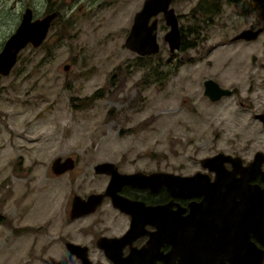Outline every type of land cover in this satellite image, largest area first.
I'll return each instance as SVG.
<instances>
[{
	"label": "rangeland",
	"instance_id": "374dc122",
	"mask_svg": "<svg viewBox=\"0 0 264 264\" xmlns=\"http://www.w3.org/2000/svg\"><path fill=\"white\" fill-rule=\"evenodd\" d=\"M47 1L0 0V47L27 4L38 17ZM78 1L57 0L65 27L52 23L45 41L28 44L0 77V264H78L62 232L74 224L70 192L78 182L91 188L81 181L90 165L187 174L200 157L259 131L242 124L244 94L211 101L203 81L232 88L247 76L237 61L264 58V2L206 0L204 13L192 11L199 0H173L186 46L170 52L160 13L159 52L143 57L124 41L144 0ZM258 26L254 40H231ZM68 154L74 172L53 174L51 162Z\"/></svg>",
	"mask_w": 264,
	"mask_h": 264
},
{
	"label": "flooded vegetation",
	"instance_id": "af4514ba",
	"mask_svg": "<svg viewBox=\"0 0 264 264\" xmlns=\"http://www.w3.org/2000/svg\"><path fill=\"white\" fill-rule=\"evenodd\" d=\"M47 3L38 17L54 12L56 16L50 26L56 23L62 29L65 27L61 14L63 2L49 0ZM27 7L31 8L33 19L38 18L34 15V8L30 4L25 9ZM259 27L263 31L261 26L253 29ZM235 67L245 74L247 69L246 79L236 82L232 88L220 83L232 91L221 98L244 94L240 101L245 112L242 124L259 126L258 134L250 135L249 140L241 145L203 156L223 151L231 155L212 166L202 164L203 157H200L198 168L187 174L164 169L184 176L199 173L198 178L188 180L185 189L175 187L174 182H162L157 177L145 182L123 181L119 176L115 178L112 172H97L95 163L90 165L92 174L89 177L86 173L88 175L85 174L81 181L90 183L91 188L87 191L82 188L84 185L79 188L81 182H78L75 190L70 192L68 223L74 224L71 230L64 228L62 232L68 253L67 243L72 241L85 247L92 264H207L215 253L221 254L224 264H243L240 258L230 257V254L244 252V237H247L248 245L255 246V249L248 247L249 251L264 253V58L258 59L255 55L237 61ZM244 83V91H241L239 85ZM59 156L74 158L75 165L71 168L74 172L77 158L71 154ZM114 164L117 171L126 174L164 171L127 170ZM83 168L84 172L89 171L87 166ZM97 180H101L100 184L93 185ZM93 193L103 194L94 209L71 216L74 197L78 195L86 199ZM113 195L122 197L126 209L113 203ZM70 255L82 264L75 253Z\"/></svg>",
	"mask_w": 264,
	"mask_h": 264
},
{
	"label": "water",
	"instance_id": "95a60500",
	"mask_svg": "<svg viewBox=\"0 0 264 264\" xmlns=\"http://www.w3.org/2000/svg\"><path fill=\"white\" fill-rule=\"evenodd\" d=\"M173 0H144L141 7L136 10L133 15L132 25L126 34L124 41L125 47L136 52L139 56H147V54L158 53L160 46L158 41V14L161 13L164 22L168 25L169 29L164 33V40L169 46V50H178L181 47L182 33L179 26L178 16L174 7L171 5ZM21 20L17 24L8 37L7 41L0 50V75L9 74L20 54V51L25 48L28 44L33 47H38L46 38L47 33L50 29L52 19L56 16L54 12L33 19L32 11L30 7H27L21 14ZM261 28H243L241 32L232 36L233 40L246 39L253 40L261 32ZM68 64H65L64 68H67ZM162 83V82H160ZM203 92L211 101H216L223 95L231 94L230 89L223 87L216 80L211 77L204 79L203 81ZM231 155L223 152H218L211 156H206L201 159L202 164L213 165L220 163L224 158H230ZM75 160L73 157L68 156L64 159L61 156H56L51 164V170L54 174H61L73 168ZM94 168L97 172H112L115 178L123 179V181H149L151 178H159L162 182L175 183V187L183 188L188 180H193L199 177V173L193 175H180L174 174L168 171H152L151 173H144L143 171L135 173H120L117 171V167L114 162L110 160H104L102 162L95 163ZM189 183V182H188ZM103 194L93 193L86 199L80 198L78 195L72 200V212L71 216L82 215V213L90 212L94 209L97 203L101 200ZM122 199V197H121ZM118 196H112L113 203L122 209H126L122 200ZM124 207V208H123ZM245 246L244 252L239 255L232 253L230 257L236 259L240 258L243 264H263L264 253H256L249 251L248 247L255 249V246L248 245L247 237H244ZM67 248L70 253H75L81 258L82 264H92L87 257L85 247L75 242H68ZM234 254V255H233ZM204 258V257H203ZM205 259V258H204ZM222 256L220 253L212 255L210 262L207 264H224L222 262ZM120 264H127L120 262Z\"/></svg>",
	"mask_w": 264,
	"mask_h": 264
},
{
	"label": "trees",
	"instance_id": "16d2710c",
	"mask_svg": "<svg viewBox=\"0 0 264 264\" xmlns=\"http://www.w3.org/2000/svg\"><path fill=\"white\" fill-rule=\"evenodd\" d=\"M258 1H261V2H264V0H258ZM205 2H207L206 0H199L198 2H197V4L195 5L196 7L192 10L193 12L194 11H196L197 9H199L200 11H202V12H210L211 11V8L208 6H206V5H204L205 4ZM197 8V9H196ZM213 8H215V7H213ZM215 9H217V8H215ZM181 45H182V47H181V49H183L185 46H186V44L184 43V41H183V39L181 40ZM149 54H147V56H148ZM146 56V57H147ZM144 57V56H143Z\"/></svg>",
	"mask_w": 264,
	"mask_h": 264
},
{
	"label": "bare ground",
	"instance_id": "6f19581e",
	"mask_svg": "<svg viewBox=\"0 0 264 264\" xmlns=\"http://www.w3.org/2000/svg\"><path fill=\"white\" fill-rule=\"evenodd\" d=\"M181 47H182V45H181ZM181 47H180V49H181Z\"/></svg>",
	"mask_w": 264,
	"mask_h": 264
}]
</instances>
